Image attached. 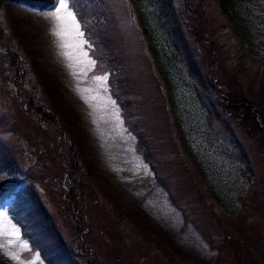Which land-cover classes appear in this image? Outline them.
Masks as SVG:
<instances>
[{
    "label": "rangeland",
    "instance_id": "374dc122",
    "mask_svg": "<svg viewBox=\"0 0 264 264\" xmlns=\"http://www.w3.org/2000/svg\"><path fill=\"white\" fill-rule=\"evenodd\" d=\"M40 1L0 0V264H264V0H70L94 67Z\"/></svg>",
    "mask_w": 264,
    "mask_h": 264
},
{
    "label": "snow or ice",
    "instance_id": "6c2138e0",
    "mask_svg": "<svg viewBox=\"0 0 264 264\" xmlns=\"http://www.w3.org/2000/svg\"><path fill=\"white\" fill-rule=\"evenodd\" d=\"M56 7L53 12L48 13L55 22L56 31L54 35L62 41V46L70 50H75V54L82 56L87 60V63L91 66H95V60L88 57V52L85 50V45H88L90 48L91 45L88 44V41L84 38V32L81 30V25L79 20L76 17V13L70 7V0H55ZM71 41V43H69ZM69 60L72 59V55L66 53ZM97 82L103 83L105 86L103 88L104 92H107V76H97L94 77ZM115 103L114 101L112 102ZM0 219H6L0 214ZM3 231V225L0 224V232ZM13 233L18 236V230L13 228ZM2 247V245H0ZM26 247V245H24ZM14 260H17L18 257L12 256Z\"/></svg>",
    "mask_w": 264,
    "mask_h": 264
},
{
    "label": "trees",
    "instance_id": "16d2710c",
    "mask_svg": "<svg viewBox=\"0 0 264 264\" xmlns=\"http://www.w3.org/2000/svg\"><path fill=\"white\" fill-rule=\"evenodd\" d=\"M27 1H29V2L31 1L34 3L37 2L38 4L42 3V1H40V0H27ZM245 6H247V5H245ZM258 11L260 12V15H264V9H263V11L258 9ZM221 105L223 106V109H224V105L223 104H221ZM133 130L139 136V132L137 131V129L133 128ZM143 145H145L144 142H143ZM147 154H149V153L145 150L144 155L146 156ZM8 158L9 157L1 155L0 156V164L7 163ZM148 159H150V157H148ZM73 164H76V162L73 161ZM74 168H76V165L74 166ZM74 177L75 176L73 175V179H74ZM68 178H71V176H69ZM77 190L78 189L76 187V184H74V185H68L67 184L66 185V193H65L66 198L69 197V195H70V196L74 197L73 200H75V198L77 197ZM4 192H5V190H4ZM2 193H3V190L0 191V195ZM40 209H41L40 203L37 200L36 194L32 191H27V194L24 197H22L20 203L16 206V209H14V211H13V213H14L13 216H15L16 220L18 221L19 225L21 226V229L24 232V235L27 238H30L32 244H37L38 242L36 240L37 237H35L36 232L33 229V227H31V226L37 223V222L35 223V221L37 219L40 221V224L38 226V227H40V229H43V227L46 224H48V220H47L48 217H46V215L41 216L42 213L41 214L38 213V212H41ZM29 234L32 235V237H28ZM46 246L47 245H44L42 247L46 248ZM48 248H50V247H48Z\"/></svg>",
    "mask_w": 264,
    "mask_h": 264
}]
</instances>
